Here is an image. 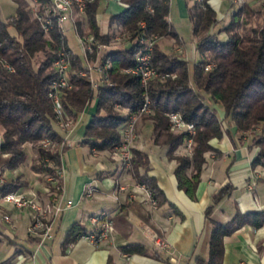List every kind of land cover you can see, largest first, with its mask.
Returning <instances> with one entry per match:
<instances>
[{"label": "trees", "instance_id": "trees-1", "mask_svg": "<svg viewBox=\"0 0 264 264\" xmlns=\"http://www.w3.org/2000/svg\"><path fill=\"white\" fill-rule=\"evenodd\" d=\"M45 1L38 0L39 5ZM120 1L126 6L109 16L104 23V31L96 21L100 2L88 3L85 12L80 15L82 22L74 21L78 33H92L104 44L117 31L127 32L133 40L137 38L123 48L111 49L104 54L101 62H110L108 79L95 89L91 87L88 77L77 73L78 69L85 67L83 58L68 46L64 32L56 23L45 36L40 24L22 8L21 0H14L16 15L7 19L10 22L0 19V57L14 68L13 72H9L0 64V130L3 138L0 170H14L25 162V144H30L36 155L31 165L35 172L56 174L60 167L61 149L67 144L54 126L53 106L48 97L49 84L54 76L52 62L59 49L67 52L72 64L70 77L73 86L66 91L64 107L72 113L74 110L80 112L95 99V113L86 124L80 141L91 149H114L121 140L120 130L128 114L142 106L146 95L150 100V111L140 118L151 120L153 143L166 146L168 158L176 162L173 173L177 186L190 197L194 196L200 180L205 154L210 151L218 153L209 141L222 137L224 120L232 123L238 132L251 134L250 147L257 148L251 166H264V19L257 26L243 27L240 31L243 8L239 7L232 13L227 26L214 31L211 27L217 21L216 10L206 0L187 5L197 51L192 75L183 54H169L155 42L152 66L160 72L173 74V77L155 78L144 88L138 75L123 71L137 62L135 55L141 47L138 40H156L160 37L177 40L179 35L169 20V0ZM83 23L87 30H82ZM9 26L15 28L18 38L9 33ZM221 31L226 34L224 39L220 37ZM39 51L44 53V57L35 65ZM207 64L210 65L209 69H205ZM117 108H125L128 113L123 115ZM218 109L224 111L223 118ZM101 110L103 113H100ZM172 111L181 113L195 125L190 155L175 153L184 145L187 133L170 130L167 114ZM45 138L57 144L54 149L42 145ZM132 153L133 176L138 182L146 184L159 203L162 193L154 178L137 172L138 166L147 165L146 153L136 149ZM20 178L18 176L15 181L11 179L0 183V197L7 192L21 191L26 182ZM228 190V185L221 187L213 195V202H218ZM210 212L209 206L205 212L211 223L209 257L207 261L199 260L201 264H220L223 237L239 225L250 223L259 226L264 223V211L236 213L226 222L214 220ZM83 232L75 224L68 233V241ZM121 249L127 253L145 252V247L139 243H130Z\"/></svg>", "mask_w": 264, "mask_h": 264}, {"label": "crops", "instance_id": "crops-1", "mask_svg": "<svg viewBox=\"0 0 264 264\" xmlns=\"http://www.w3.org/2000/svg\"><path fill=\"white\" fill-rule=\"evenodd\" d=\"M219 2L210 0L213 7ZM110 3L111 0L106 2L105 8ZM183 47V57L187 60L193 56L196 61L194 44L190 50ZM179 48V45L174 46V49ZM93 75L96 79L100 76L97 71ZM83 111L89 114V121L95 113V99L80 113ZM218 111L223 118L224 111ZM74 113L76 116L79 112L74 110ZM127 113V109L121 112L123 115ZM77 122L70 130L60 132L67 145L61 149L58 169L62 172L56 179L63 188L60 201L63 203L70 198L73 204L54 218L53 236L41 245L27 234L29 222L24 213L0 207V214L6 213L11 219L10 223L0 220V250L7 248L0 255V264H201L199 260L207 261L209 257L211 223L205 214L207 207H211L210 217L219 222L230 220L236 213L264 211V166H251L257 148L250 147L249 132H238L226 120L222 137L209 141L218 153L210 151L205 154L206 161L193 197L177 186L173 173L176 162L168 158L166 146L153 143L151 120H137L138 137L131 152L136 149L147 155V165L138 166L137 172L154 178L160 189L162 199L159 203L156 201L155 208L147 201L144 183L133 176L131 164L123 167L115 151L95 150L81 143L86 124L79 128L80 122ZM175 153H183V146ZM100 156L103 159H98ZM19 172L22 176L23 172ZM23 174L26 185L21 190L35 191L42 200L52 197L54 182L42 184L38 176V187L35 188L29 185L26 174ZM251 182H254L253 188L249 189ZM224 185L229 186L228 193L214 203L213 195ZM89 186L93 188V195L86 197L83 192ZM99 213L111 217L113 231L110 238L96 244L82 237L68 241V233L75 224L86 231L90 229L88 217ZM21 226L25 228L22 235L18 234ZM156 238L163 240L166 246H158ZM130 243L142 244L145 252L127 253L121 249ZM222 246L220 264H264V223L259 226L239 225L223 237Z\"/></svg>", "mask_w": 264, "mask_h": 264}, {"label": "built area", "instance_id": "built-area-1", "mask_svg": "<svg viewBox=\"0 0 264 264\" xmlns=\"http://www.w3.org/2000/svg\"><path fill=\"white\" fill-rule=\"evenodd\" d=\"M36 2L37 0H33ZM108 2L109 0H46L43 5V12L39 13V21L42 22L43 28L45 31H48L49 28L53 26L54 23L64 32V25L68 21H72L74 23V17L85 12V8L88 3L92 2ZM201 2L203 0H194ZM122 6H126L120 0H118ZM77 32V31H76ZM77 41L79 47L82 52L83 61L90 69H94L100 74L99 81H107V70L110 67V62L108 60L101 62V58L104 54L111 50L123 47L117 46H103L104 49L101 48V44L96 36L92 33L89 34H80L77 32ZM116 37V36H115ZM118 38V37H116ZM137 38L131 41H136ZM141 44L140 50L136 53V64L132 67L124 68L123 71L125 73H131L139 76L140 83L144 88H147L150 81L155 78H167L169 76H173V74H169L167 72H160L156 68L152 66L151 58L153 51V44L155 43L154 39L151 38H140L138 40ZM195 46V43H194ZM97 51L95 52V50ZM95 52L97 54L96 61L92 66L89 65L90 56ZM3 66L6 67L7 70H13L12 66L7 62L2 63ZM54 76L49 84L48 96L52 102L54 118L57 125L61 128L62 131L70 130L77 122V118L71 117L69 118L68 112L63 104L62 94L64 90L71 88L73 82L70 77L71 71V60L68 56L67 52L64 49H59L56 52V57L52 62ZM210 65L207 64L205 69H209ZM90 75V80L93 78ZM94 82V80H93ZM102 83V82H99ZM94 87L98 85V83H93ZM150 100L145 95V100L142 106L134 113L128 114V117L123 124L120 133L121 140L116 145L115 152L118 153L121 161V165L123 167H130L132 152L131 148L134 141L137 139L138 134L136 132V122L140 118L142 114L148 113ZM169 128L174 133L186 132L187 138L183 145V153L190 155L191 154V145H192V135L195 133V125L187 121L179 112L172 111L167 114ZM2 136L0 134V145L2 143ZM65 140V139H64ZM43 146L50 145L49 139L45 138L42 140ZM62 169H58L55 175H48L46 180L48 182L53 183L52 197L47 200H42L35 191L29 192H7L3 194L0 198L5 202L12 204L16 209L23 210L29 209L31 212V217L29 224L27 225V234L31 237L36 238L38 241V245H41L44 240L52 238V222L57 215L70 207L73 204V201L70 198H66L63 203L60 201V193L62 192V186L59 182H57V177L61 175ZM0 170V183L6 182L5 178L1 176ZM4 173V171H3ZM254 182L249 184V189L253 188ZM147 189V201L150 206L155 208L157 206L156 199L151 195L148 187L145 184H142ZM84 195L86 197H91L93 195V188L87 187L84 190ZM1 221L11 222L10 216L6 213H2ZM88 221L90 223V229L84 231L79 237L86 239L92 244H96L101 240H105L111 237L113 231V222L111 217L105 213L93 214L88 217ZM156 244L158 246L165 247L166 243L156 238ZM241 264H247L241 262Z\"/></svg>", "mask_w": 264, "mask_h": 264}, {"label": "rangeland", "instance_id": "rangeland-1", "mask_svg": "<svg viewBox=\"0 0 264 264\" xmlns=\"http://www.w3.org/2000/svg\"><path fill=\"white\" fill-rule=\"evenodd\" d=\"M23 2H21V6L22 8H24L26 11L29 12V16L31 19L36 20L40 26L41 29L45 32V36L47 31L44 30L42 22L39 21L38 17H39V13L43 12V8H44V4L45 2H43V4L39 5L38 0L36 2H34L33 0H21ZM214 1V0H212ZM194 2V0H169V5H170V9H169V20L171 21L174 29L176 30V32L179 35V39L175 40L172 37H160V38H156L155 42L158 44V46L164 50L165 52L169 53V54H183L184 53V47L186 48V50H190V48L193 46L194 44V38L192 35V31H191V24L189 19L187 18V16L185 15V9H186V5L190 6L192 3ZM206 2L213 7V5L210 3V0H206ZM123 3V2H122ZM125 4V3H123ZM106 3L105 2H100L98 9H97V15L98 18L96 16V21L98 24V27H101V30L104 31L105 29V25L104 23L108 20L109 16L113 13H117L120 10H122V6L117 3L116 0H111V3L109 5V7L105 8ZM216 6V5H215ZM239 7H242V14H241V19L243 20L242 24H241V29H239L240 31L242 30L243 27H255L258 24H260L263 19H264V0H220L219 5L216 7H213L216 10V15H217V21L212 25L211 30L214 31H218L220 30L223 26H227L230 23V19L232 16V13L239 9ZM16 15V3L14 2V0H0V19L2 21L5 22H10L7 21V19L9 17H13ZM81 15V14H80ZM77 15L74 17V21H81V16ZM82 22V21H81ZM102 23V24H101ZM75 26H77L76 22H75ZM81 28L82 30H87L86 28V24L83 23L81 24ZM8 31L10 34L16 36L18 38V34L15 30V28L13 26H9L8 27ZM64 34L66 36L67 39V44L68 46L77 54L81 55V49L79 47L78 41H77V32L76 29L74 27V23L72 21H68L66 22V24L64 25ZM118 38H116V37ZM226 36V34L224 33V31L220 32V37L221 39H224ZM97 38V37H96ZM101 44V48L104 49L103 46H117V47H123L125 46L127 43L131 42V40H133L132 38H130L128 36L127 32H115V34L111 35L109 40H107V42H105L106 44H104V42H102L99 38H97ZM179 45L180 48L174 49V46ZM196 49V48H195ZM180 50V51H179ZM97 51V49L95 50V52ZM95 52L90 56L89 59V65L92 66L94 64V62L96 61V57L97 54H95ZM44 57V53L39 51L36 53V62L34 63L35 65L38 64V62ZM3 58V57H2ZM0 57V64L2 66V68L6 69L5 66L2 65L4 61V59H2ZM195 58L193 56L187 57L188 60V69L190 72V75H192L193 73V66H194V62H195ZM38 60V61H37ZM6 63V62H5ZM9 64V63H8ZM13 68V66H12ZM14 70V68H13ZM13 70L9 71V72H13ZM96 71H94V69H92L90 71V69H88V67L81 68L77 70V73L80 76H84V77H88L89 82L91 84L92 88H96L94 87L93 83H98L99 82H106V81H99L100 76L98 79H96V77L93 75L95 74ZM94 80L91 81L90 80V74ZM173 77V76H171ZM73 86V84H72ZM71 86V88H72ZM69 88V89H71ZM66 89L64 90L63 94H62V98H64L66 91L69 90ZM49 97V96H48ZM50 98V97H49ZM87 105V104H86ZM94 105V101L91 103V106ZM67 112L69 113L70 111L68 109H66ZM117 110L121 113L123 112L125 109L124 108H117ZM73 114L75 115L76 113H72L70 112L68 114L69 118H73ZM76 120L78 121L77 123L80 122L79 124V128H82L85 126L86 122L89 119V114L85 111L83 112H79L76 115ZM54 126L55 128L61 132V128L57 125L56 121H54ZM0 134H1V130H0ZM2 136V134H1ZM57 144L56 143H50V145H48L46 148H50L51 150L55 148ZM25 148V152H26V160L24 163L20 164L17 168V170L13 171V170H5L4 173L3 171H1V176L3 178H5V180L7 181V179H12L13 181H15L17 179L18 176H21L19 173V171L23 172L26 174V177L29 181V185L34 186L35 188L38 187V176H40L39 182H41L42 184H45V181L48 175H55L54 173L48 174V175H43L41 173H39V175L37 174V172H35L34 170L31 169V165L35 160V153L31 148L30 144H25L24 146ZM112 151H116L115 148L112 149ZM98 159H103L102 156L98 157ZM19 170V171H18ZM22 173V176L24 177L25 175ZM17 175V176H16ZM21 176L20 180H24L23 177ZM15 177V178H13ZM44 180V181H43ZM22 192H24L23 190H21ZM26 192V191H25ZM60 197H62L61 193H60ZM0 207H2L3 209H10L13 208L16 210V212L18 213H24L25 214V220H27L29 222L30 220V216H31V212L29 209H23V210H19L16 209L12 204L5 202L3 199L0 198ZM28 213H30V215H28ZM2 213L0 214V218H1ZM28 225V224H27ZM27 229V226H26ZM27 232V231H26ZM25 233V228L23 226L19 227L18 229V234H23ZM51 234L53 236V230L51 231ZM6 247H2L0 252H2V254L0 253V255H3V253H5L6 251Z\"/></svg>", "mask_w": 264, "mask_h": 264}]
</instances>
